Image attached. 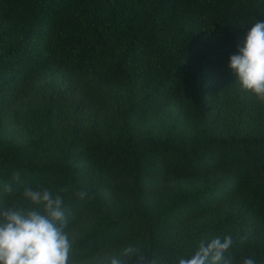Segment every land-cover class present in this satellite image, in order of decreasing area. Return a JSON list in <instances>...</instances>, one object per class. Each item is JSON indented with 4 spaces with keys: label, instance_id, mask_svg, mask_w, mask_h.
<instances>
[{
    "label": "trees",
    "instance_id": "trees-1",
    "mask_svg": "<svg viewBox=\"0 0 264 264\" xmlns=\"http://www.w3.org/2000/svg\"><path fill=\"white\" fill-rule=\"evenodd\" d=\"M262 20L264 0H0V210L68 187L71 264L226 236L264 264V103L228 66Z\"/></svg>",
    "mask_w": 264,
    "mask_h": 264
},
{
    "label": "clouds",
    "instance_id": "clouds-1",
    "mask_svg": "<svg viewBox=\"0 0 264 264\" xmlns=\"http://www.w3.org/2000/svg\"><path fill=\"white\" fill-rule=\"evenodd\" d=\"M229 68L241 89L260 103H264V20L255 22L244 39L238 41L237 52L229 58ZM20 173L3 182L0 190L11 195ZM68 187L55 194L46 187L25 185L22 197L32 207L15 205L0 210V264H71L74 241L64 230L65 196ZM78 199L88 198L85 190L73 191ZM234 245L230 236L210 242L201 240L190 257L178 258L176 264H232L225 253ZM136 255L138 264H161L157 258L144 260L143 253L133 245L124 247L119 255L107 259L106 264H125V259ZM239 264H257L252 257L241 258Z\"/></svg>",
    "mask_w": 264,
    "mask_h": 264
}]
</instances>
